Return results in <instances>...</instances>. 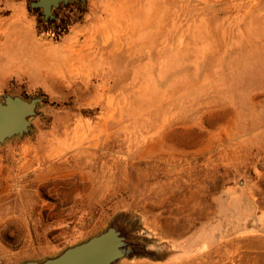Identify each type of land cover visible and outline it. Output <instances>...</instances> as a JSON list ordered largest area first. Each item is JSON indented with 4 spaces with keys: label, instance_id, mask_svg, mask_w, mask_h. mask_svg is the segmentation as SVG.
Returning a JSON list of instances; mask_svg holds the SVG:
<instances>
[{
    "label": "rangeland",
    "instance_id": "374dc122",
    "mask_svg": "<svg viewBox=\"0 0 264 264\" xmlns=\"http://www.w3.org/2000/svg\"><path fill=\"white\" fill-rule=\"evenodd\" d=\"M86 6L42 35L53 73L0 85L42 97L0 143V264L112 222L152 250L117 264H264V0Z\"/></svg>",
    "mask_w": 264,
    "mask_h": 264
},
{
    "label": "water",
    "instance_id": "95a60500",
    "mask_svg": "<svg viewBox=\"0 0 264 264\" xmlns=\"http://www.w3.org/2000/svg\"><path fill=\"white\" fill-rule=\"evenodd\" d=\"M71 0H32L31 7H40L47 17L61 3ZM85 1V0H83ZM41 96L25 98L4 93L0 99V143L14 136H23L31 131L32 119L40 114ZM146 238V237H145ZM152 255L148 245L134 241L132 229L121 223L112 224L88 240L66 248L61 253L43 260H28L22 264H117L123 257Z\"/></svg>",
    "mask_w": 264,
    "mask_h": 264
},
{
    "label": "crops",
    "instance_id": "0c3cea01",
    "mask_svg": "<svg viewBox=\"0 0 264 264\" xmlns=\"http://www.w3.org/2000/svg\"><path fill=\"white\" fill-rule=\"evenodd\" d=\"M42 35L37 29L36 16L29 12L28 0H0V85H7L12 78L21 75V70L53 73V66L31 60L29 51L25 50L28 43H33L44 56L50 53L52 62L53 45L43 46ZM26 57L29 59L25 60Z\"/></svg>",
    "mask_w": 264,
    "mask_h": 264
},
{
    "label": "trees",
    "instance_id": "16d2710c",
    "mask_svg": "<svg viewBox=\"0 0 264 264\" xmlns=\"http://www.w3.org/2000/svg\"><path fill=\"white\" fill-rule=\"evenodd\" d=\"M28 1L29 12L37 18V29L39 33L54 32L61 35L68 30L70 26L80 22L83 15L87 12V0H71L68 3H61L59 7L54 8L53 17L46 18L43 9L40 7H31Z\"/></svg>",
    "mask_w": 264,
    "mask_h": 264
},
{
    "label": "bare ground",
    "instance_id": "6f19581e",
    "mask_svg": "<svg viewBox=\"0 0 264 264\" xmlns=\"http://www.w3.org/2000/svg\"><path fill=\"white\" fill-rule=\"evenodd\" d=\"M31 40V39H30ZM30 42V41H29ZM35 46V45H34ZM26 51L28 50V56L31 58V60L33 61H36L38 63L39 60H41V63L44 65V66H53V61L50 62L49 61V54L48 56H44V53L43 51H37L38 49H35V47H33V43H28L27 46H26ZM42 50V49H41ZM29 57H26L25 60H28ZM32 61V62H33ZM24 63V62H23ZM40 63V64H41ZM41 64V65H42ZM84 64V63H83ZM61 65V64H60ZM19 66V65H18ZM69 67V66H68ZM57 68V67H56ZM83 72V71H82ZM75 78V77H74ZM82 80V79H81Z\"/></svg>",
    "mask_w": 264,
    "mask_h": 264
}]
</instances>
